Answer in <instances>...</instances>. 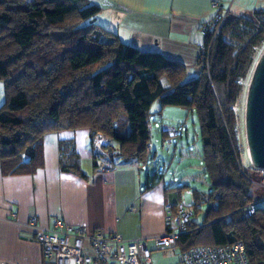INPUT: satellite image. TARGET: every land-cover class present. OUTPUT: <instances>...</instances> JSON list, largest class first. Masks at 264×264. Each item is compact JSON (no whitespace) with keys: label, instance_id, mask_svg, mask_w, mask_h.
I'll return each mask as SVG.
<instances>
[{"label":"trees","instance_id":"trees-1","mask_svg":"<svg viewBox=\"0 0 264 264\" xmlns=\"http://www.w3.org/2000/svg\"><path fill=\"white\" fill-rule=\"evenodd\" d=\"M99 11L89 0H0V161L9 172L35 170L44 134L88 128L90 142L99 133L109 137L110 159L144 163L153 103L158 114L166 106L185 108L199 122L207 196L216 207L207 204L203 224L190 221L176 246L183 252L241 240L248 264H264V208L247 217L240 209L262 192L252 182L256 173L237 160L232 109L243 93L237 80L253 68L254 50L264 42V10L229 14L227 25L244 21L254 33L236 52L217 37L207 65L200 52L193 78L183 63L120 41L97 23ZM71 147L59 143L60 167L85 177Z\"/></svg>","mask_w":264,"mask_h":264},{"label":"crops","instance_id":"crops-1","mask_svg":"<svg viewBox=\"0 0 264 264\" xmlns=\"http://www.w3.org/2000/svg\"><path fill=\"white\" fill-rule=\"evenodd\" d=\"M89 1L100 7L97 23L115 33L120 41L141 50L159 51L186 65L188 75L189 71L192 77L198 75L197 61L204 40L198 26L212 16L214 0ZM216 1L228 6L234 16L264 10V0ZM4 101L5 89L0 81V106ZM177 111L186 113V118L191 113L185 108L166 106L159 115L169 118L168 113ZM88 136V128L44 134L41 165L32 171L9 172L0 161V264H42L41 246L27 225L31 216L44 226L59 219L72 226L116 231L124 238L165 232L167 205L183 203L187 188H182L187 185L182 187L174 179L166 182L149 159L144 163L124 162L108 155L110 167H102ZM163 136L170 138L167 133ZM195 138L194 135L192 143L187 140L183 146L188 153V148L196 144ZM62 141L71 143L85 177L60 167ZM106 141L111 142L107 136ZM148 146L150 155L152 148ZM196 153L199 155V151ZM197 197L200 198L198 193Z\"/></svg>","mask_w":264,"mask_h":264},{"label":"built area","instance_id":"built-area-1","mask_svg":"<svg viewBox=\"0 0 264 264\" xmlns=\"http://www.w3.org/2000/svg\"><path fill=\"white\" fill-rule=\"evenodd\" d=\"M211 8L214 11L212 16L198 26L203 39L209 40L208 44L203 40L200 45L206 65L211 45L217 37L232 46L233 52H236L255 31L254 26L244 21L227 25V17L230 14L228 6H221L214 0L211 2ZM237 82L241 83V80ZM232 109L235 110L236 107L232 106ZM182 125L180 128L164 125L161 129L170 137H178L183 132L184 122ZM93 144L101 166L110 167L109 143L106 136L96 134ZM237 160L242 168L256 173L257 177L253 178L252 182L262 192L240 208L242 216L247 217L257 208H264V169L255 168L250 161L244 163L240 156ZM204 203L210 204L212 208L216 207L209 202L207 195L199 198L197 204H168L165 232L151 237L124 238L116 231L106 232L98 228L72 226L59 219L53 220L51 226H44L37 222L35 216L28 219L27 225L33 230V239L41 246L42 264H151V251L174 249L178 236L188 231L187 225L195 208ZM178 264H248V260L244 243L237 240L230 245L192 246L181 252Z\"/></svg>","mask_w":264,"mask_h":264},{"label":"rangeland","instance_id":"rangeland-1","mask_svg":"<svg viewBox=\"0 0 264 264\" xmlns=\"http://www.w3.org/2000/svg\"><path fill=\"white\" fill-rule=\"evenodd\" d=\"M263 47L264 42L255 48L253 55L254 59H257ZM251 70L252 69L248 71L244 79H240L243 84V93L240 95L235 105V112L237 116L235 127L238 145L237 147L239 149V156L240 158H242V161H244V163L249 162V158H247L246 155V143L244 136V97ZM191 72L189 71L188 78H193V74ZM161 82L164 86L168 84V81L165 77L161 78ZM158 105V102H154L151 108L152 112L154 113L152 117V139L150 142L152 151L148 156V159L152 161V167L156 168L157 172L163 175L166 182L174 179L175 182H179L182 187L183 184L187 185V187L182 188H187V191L183 197V203L189 204L195 202V204H197L198 199L195 200L193 198V194L197 195L198 193L201 198L202 196L207 195L209 186L207 176L204 174V172L202 173L201 170V141L199 138L198 119L193 112L189 113V116L186 118V113L179 111L175 113L170 112L171 114L168 113L167 116L169 118H162L156 111L158 110ZM183 122L184 127L181 136L165 138V136L162 135V126L170 124L180 128L181 126H183ZM194 135L196 137V144L193 148L187 147L189 150L191 149V152L188 153L187 149L183 148L186 147L187 140L192 143V141L194 140ZM157 140L159 142H156ZM196 151H199V155L198 153H196ZM200 205V207L198 206L199 208H195L190 221L202 225L204 222L207 203ZM180 254L181 250L177 246L174 249L163 251L152 250L151 264H178Z\"/></svg>","mask_w":264,"mask_h":264},{"label":"water","instance_id":"water-1","mask_svg":"<svg viewBox=\"0 0 264 264\" xmlns=\"http://www.w3.org/2000/svg\"><path fill=\"white\" fill-rule=\"evenodd\" d=\"M243 116L249 161L255 168L264 169V47L253 65L246 86Z\"/></svg>","mask_w":264,"mask_h":264},{"label":"bare ground","instance_id":"bare-ground-1","mask_svg":"<svg viewBox=\"0 0 264 264\" xmlns=\"http://www.w3.org/2000/svg\"><path fill=\"white\" fill-rule=\"evenodd\" d=\"M246 155H247V152H246ZM247 158H248V155H247Z\"/></svg>","mask_w":264,"mask_h":264}]
</instances>
